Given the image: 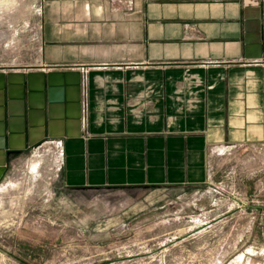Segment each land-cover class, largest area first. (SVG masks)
<instances>
[{
  "label": "crops",
  "instance_id": "1",
  "mask_svg": "<svg viewBox=\"0 0 264 264\" xmlns=\"http://www.w3.org/2000/svg\"><path fill=\"white\" fill-rule=\"evenodd\" d=\"M35 60L0 67V185H206L264 150V0H38ZM32 171V172H33Z\"/></svg>",
  "mask_w": 264,
  "mask_h": 264
},
{
  "label": "rangeland",
  "instance_id": "2",
  "mask_svg": "<svg viewBox=\"0 0 264 264\" xmlns=\"http://www.w3.org/2000/svg\"><path fill=\"white\" fill-rule=\"evenodd\" d=\"M37 4L0 0V67L35 60ZM33 160L0 185V264H264V150L185 188L67 192Z\"/></svg>",
  "mask_w": 264,
  "mask_h": 264
},
{
  "label": "bare ground",
  "instance_id": "3",
  "mask_svg": "<svg viewBox=\"0 0 264 264\" xmlns=\"http://www.w3.org/2000/svg\"><path fill=\"white\" fill-rule=\"evenodd\" d=\"M35 168L33 167V170H34Z\"/></svg>",
  "mask_w": 264,
  "mask_h": 264
}]
</instances>
